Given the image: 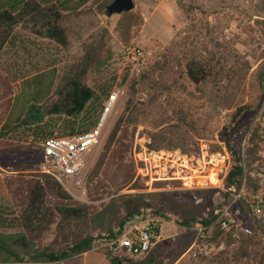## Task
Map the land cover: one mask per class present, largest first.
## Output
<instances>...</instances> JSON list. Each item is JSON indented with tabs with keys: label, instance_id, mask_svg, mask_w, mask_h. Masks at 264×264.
I'll return each instance as SVG.
<instances>
[{
	"label": "rangeland",
	"instance_id": "1",
	"mask_svg": "<svg viewBox=\"0 0 264 264\" xmlns=\"http://www.w3.org/2000/svg\"><path fill=\"white\" fill-rule=\"evenodd\" d=\"M7 1L0 0V3ZM113 1L94 0L76 12H64L61 24L69 35L66 48L43 40L39 36L40 26L32 23L16 30L13 42L0 56V76L8 81L12 91L11 97L0 91V104L11 105L0 108V130L7 118L6 131L18 125L31 104L45 103L69 80H78L97 94V100L89 104L78 121L47 118L49 127L45 128L48 134L45 138H35L25 129L0 136V183L5 184L11 196V205L5 211H10L7 213L11 217H6V221L13 225V232L19 230V222L23 221L21 215L28 205L27 196L37 185H45L44 139L64 137L70 131V122H76L79 129L90 128L108 94L114 90L123 93L101 145L87 157L81 188L74 189L70 184L64 187L53 178L69 200L53 203L44 200L41 209L45 215L35 219L37 228L30 235L35 247H49L53 252L65 250L81 237L94 236L97 239L94 248L99 249L86 264H111V259H118L122 264L131 262L113 256L103 246L104 239L128 221L126 214L122 212L109 232L108 223L99 229L87 221L66 220L59 216L55 205L87 206L96 215L112 200L130 195L198 193L180 191L177 183H158L153 188L143 183L135 162L140 144L149 143L148 148L154 151L193 154L206 143L213 152H220L226 133L233 134L232 145L239 142L241 132L231 124L233 115L242 107H257L256 120L264 103V0H134V13L141 17L142 24L131 30L128 42L119 31L121 15H106ZM136 51H141V56ZM191 61L211 65L218 71V79L207 85L193 84L186 71ZM129 102V112L112 158L101 175L91 180L107 140L125 115ZM258 125L262 130L264 119ZM254 146L251 154L256 155L258 140ZM21 147L33 148L6 153L7 149ZM125 147H133L127 158L125 155L121 159L127 176L133 177L127 184L118 177V167L114 164L120 159L119 151H125ZM132 160L134 167L130 166ZM46 193L55 198L51 191ZM204 193V199L197 201L201 206L198 221L209 216L219 203L215 192ZM147 210L141 222L156 220L161 228V240L150 254L165 241L170 243L164 248L162 264L264 262V245L258 232L252 238L230 241L214 258L194 260L189 250L196 223L182 226L183 220L173 212L157 214L154 209L144 211ZM48 212L52 213V219L47 216ZM255 227L260 229L258 222Z\"/></svg>",
	"mask_w": 264,
	"mask_h": 264
},
{
	"label": "trees",
	"instance_id": "2",
	"mask_svg": "<svg viewBox=\"0 0 264 264\" xmlns=\"http://www.w3.org/2000/svg\"><path fill=\"white\" fill-rule=\"evenodd\" d=\"M94 0H9V2L0 3V56L6 46L11 43L16 34V30L23 25L37 24L40 26L39 36L43 39L50 40L56 44L66 48L69 45V35L67 30L62 26L63 13L72 11L76 12L84 8L87 4ZM142 24V19L135 15L134 11L121 15L119 22V31L125 42L129 41L131 30ZM186 71L189 80L195 85H207L214 79H218L219 73L211 65L202 62L191 61L186 66ZM264 84V80H263ZM264 92V86L262 85ZM0 91L4 96H12V91L8 81L0 76ZM109 95V94H108ZM97 100V94L86 85L78 80H69L66 85L58 91L57 94L51 96L45 103L41 105L31 104L28 112L22 121L14 126L11 130L6 131V124L0 130V136L6 133H12L18 129H25L32 132L35 138L48 135L45 128L49 125L46 123L47 118L53 117H66L78 121L88 108L89 104ZM8 105L9 108L11 105ZM2 103L0 108L5 107ZM131 102L120 120L113 128L107 143L104 147L97 164L90 176V179L98 178L105 166L110 162V156L113 152L114 146L118 143L120 133L125 125V116L129 112ZM257 108V107H256ZM255 107H242L239 109L232 118V126L236 125L240 130L239 142L234 146L231 144L232 133L224 135V142L230 150L233 151L234 161L238 163V152L240 151L241 144L251 130L256 117ZM85 123V122H84ZM95 122H91L90 127H93ZM68 128L69 134L75 133L79 128L76 122H70ZM88 128V127H87ZM86 129V128H84ZM261 127L255 126L252 132L251 143H257L260 136ZM50 136L53 132H50ZM50 138V137H48ZM48 138L44 139L47 140ZM33 147L20 149H7L6 153H14L25 149H32ZM133 147H125V151H119L118 157L114 164L118 167V177L124 180L126 184L131 181V177L127 176V171L124 170L121 159L127 158V154ZM158 149V148H155ZM252 153V151H251ZM112 158V156H111ZM130 166L134 167V162H130ZM242 175V170L236 165L228 177V182L234 183ZM122 176V177H120ZM46 179L45 185H37L34 190L27 196L28 205L22 211L23 225L19 222V230L15 234L7 235V230L14 229L13 225H8L6 217H11L8 214L7 207L11 205V196L6 190L4 183H0V261L14 260L15 262H24L26 257L32 263H57L71 260L77 256L93 251L94 244L97 239L92 235H87L79 238L77 241L68 246L65 250L53 252L49 247L39 248L35 247V241L30 239L32 232L37 228L34 223L35 219L44 216L42 213L41 205L44 200L50 201H68L67 193H63V188L49 175H43ZM1 180V179H0ZM53 180L56 183H52ZM46 190L54 194V199L49 197ZM205 193H154L150 195L136 194L120 199L112 200L111 203L100 213L93 215L87 206H62L55 205V209L59 216L66 220L72 219L76 221H87L89 225L96 226L99 229H104L105 223H108V231L111 232V227L120 219L122 212L126 214V219H134L141 216L143 210L151 208L156 210L157 214L167 211L173 212L175 215L180 216L183 220L182 226H192L198 222L200 216L201 206L197 205L199 199H204ZM12 212V210H11ZM49 218L53 215L48 212ZM52 219V218H51ZM20 232V233H18ZM170 246L169 241L157 246L156 250L150 254L146 259L138 262H128L127 264H162L161 258L163 256L164 248ZM21 250L23 255L18 251ZM111 264H122L118 259H111ZM264 264V262H263Z\"/></svg>",
	"mask_w": 264,
	"mask_h": 264
},
{
	"label": "built area",
	"instance_id": "3",
	"mask_svg": "<svg viewBox=\"0 0 264 264\" xmlns=\"http://www.w3.org/2000/svg\"><path fill=\"white\" fill-rule=\"evenodd\" d=\"M138 57L141 51H136ZM123 93L112 91L104 102L95 125L78 129L64 137H51L43 143L44 172L64 187L70 184L79 190L87 166L88 155L99 147L110 119ZM264 119V103L259 108L251 130L245 136L238 163L227 144L220 152H213L203 143L198 153L154 151L140 144L135 162L143 183L153 188L158 183H177L183 192H215L219 203L205 219L198 221L189 253L194 260L218 256L230 241L252 238L258 232L264 245V128L258 138L256 155L251 143L253 128ZM263 126V125H262ZM232 144V143H231ZM242 175L234 183L228 177L235 166ZM141 216L129 219L112 235L104 239L111 254L131 262L144 260L161 240V228L156 220L141 222ZM259 223V230L255 224ZM98 250L99 248H95Z\"/></svg>",
	"mask_w": 264,
	"mask_h": 264
},
{
	"label": "crops",
	"instance_id": "4",
	"mask_svg": "<svg viewBox=\"0 0 264 264\" xmlns=\"http://www.w3.org/2000/svg\"><path fill=\"white\" fill-rule=\"evenodd\" d=\"M43 40H46V39H43ZM50 41V40H49ZM13 42V41H11ZM55 43V42H54ZM10 44V43H9ZM8 44V45H9ZM7 45V46H8ZM14 108V107H13ZM9 117V116H8ZM8 120V118H7ZM7 120L5 121L4 124L7 125ZM7 235H11V234H15L17 232H13L12 230H7V232H5ZM20 233V232H18ZM19 253H21L23 255V252L21 250L18 251ZM96 251V249L94 248L93 251L89 252V253H86V254H83V255H80V256H77L71 260H67L65 262H57V263H32L30 261H28V258L26 257L25 261L20 263V262H15L14 260H8V261H0V264H86L87 260L90 258V256H92V254H94ZM103 257L105 258L104 254H102ZM108 259H110V256H108Z\"/></svg>",
	"mask_w": 264,
	"mask_h": 264
},
{
	"label": "water",
	"instance_id": "5",
	"mask_svg": "<svg viewBox=\"0 0 264 264\" xmlns=\"http://www.w3.org/2000/svg\"><path fill=\"white\" fill-rule=\"evenodd\" d=\"M136 8L134 0H114L106 9L108 17L123 15L134 11Z\"/></svg>",
	"mask_w": 264,
	"mask_h": 264
}]
</instances>
